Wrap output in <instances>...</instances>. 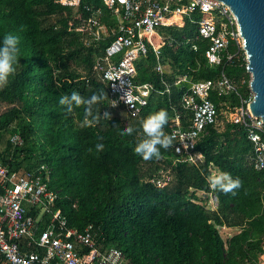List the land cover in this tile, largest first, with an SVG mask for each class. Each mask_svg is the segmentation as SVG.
I'll list each match as a JSON object with an SVG mask.
<instances>
[{"label":"trees","instance_id":"1","mask_svg":"<svg viewBox=\"0 0 264 264\" xmlns=\"http://www.w3.org/2000/svg\"><path fill=\"white\" fill-rule=\"evenodd\" d=\"M81 1L93 9L99 7L102 21L112 22L101 0ZM71 18V7L53 0H0V42L12 33L19 38L20 50L15 76L0 89L1 162L21 171L44 163L50 175L48 185L60 195L55 204L68 224L83 228L92 223L98 241L122 250L130 264H257L264 247V170L253 168L251 143L242 126L229 119L236 96L209 95L216 107V121L195 145L204 159L198 165L175 163L168 184L159 187L154 180L158 163L170 164L172 148L161 149V158L150 161L133 151L143 136L142 119L166 109L167 133L175 111H184L182 86L172 82L187 64L195 65L194 57L203 52L204 43L195 53L176 44L188 33V24L161 27L175 41L162 48L169 91L151 92L136 115L123 106L110 107L106 98L94 110L101 117L108 112L111 118L81 128L83 107L67 114L59 99L73 91L88 98L103 90L108 97L92 64L111 38L84 47L81 33L69 25ZM200 58L194 79L213 78L223 70L246 92L250 75L244 59L211 67ZM154 62L150 49L137 60L136 80L151 81L164 90V84L155 79ZM129 123L137 131L121 135ZM13 135H19L22 142L13 143ZM98 142L104 144L103 151L96 150ZM210 167L241 180L235 195L210 189ZM199 191L205 192L203 197ZM209 191L217 197L215 208L207 206ZM218 226L234 227L238 232L224 240Z\"/></svg>","mask_w":264,"mask_h":264},{"label":"built area","instance_id":"2","mask_svg":"<svg viewBox=\"0 0 264 264\" xmlns=\"http://www.w3.org/2000/svg\"><path fill=\"white\" fill-rule=\"evenodd\" d=\"M53 1L71 7L69 25L81 33L84 47H95L100 40L111 38L102 53L94 57L92 71L107 87L109 106H123L134 115L147 104L151 92L164 93L170 89L171 83L165 79L168 71L162 48L172 46L175 41L160 28L188 24V33L181 35L176 44L186 45L197 53L204 43L203 52L194 57L195 65L187 64L172 82L182 86L180 104L184 111H175L174 124L167 132L176 134L174 156L170 164L160 161L157 165L158 177L154 181L159 187L168 184L175 163L198 165L203 161L204 155L195 145L208 125L216 121V107L209 96L212 93L237 97L228 113L229 119L242 126L251 143L249 159L253 168L264 170V120L249 108L253 97L249 81L244 93L238 80L223 70L213 78H193L202 64L200 55L211 67L239 59L247 63L237 18L223 1L101 0L112 22L102 21L100 8L93 9L81 0ZM150 49L155 56L152 65L155 79L164 84V90L157 89L151 81L136 80L135 62L146 57ZM126 96L133 106L126 102ZM11 140L15 144L22 142L19 135H13ZM216 174V169L210 167V189H213L210 178ZM49 177L44 163L21 171L0 160V264H130L122 250L98 241L92 223L83 228L68 224L61 207L55 204L60 195L49 187ZM209 197L215 208L216 195L209 191ZM257 264H264V247L258 253Z\"/></svg>","mask_w":264,"mask_h":264},{"label":"clouds","instance_id":"3","mask_svg":"<svg viewBox=\"0 0 264 264\" xmlns=\"http://www.w3.org/2000/svg\"><path fill=\"white\" fill-rule=\"evenodd\" d=\"M19 38L12 34L6 33L0 42V89L8 86L10 79L15 76L19 64ZM108 98L102 90L99 93H93L90 97L85 98L80 93L73 91L70 95H63L59 99V104L64 107L67 114H71L74 108L83 107V120L81 128L88 127L99 123L100 119H110V113L105 112L103 117L100 116L99 110H94V106L100 105ZM126 102L133 106V101L126 96ZM115 102L113 103V106ZM168 112L166 109H160L150 113L142 119L140 131L143 136L134 146V153L139 155L144 161L161 158V149L167 150L172 148L176 140V134L166 133L165 125L168 123ZM137 131L135 125L129 123L121 130V135L131 136ZM102 141L103 138L99 137ZM188 147V146H185ZM98 152L104 150V144L98 142L95 144ZM179 151V149H177ZM211 187L224 193L235 195L236 190L241 188L242 182L233 178L230 173L220 172L210 178Z\"/></svg>","mask_w":264,"mask_h":264},{"label":"water","instance_id":"4","mask_svg":"<svg viewBox=\"0 0 264 264\" xmlns=\"http://www.w3.org/2000/svg\"><path fill=\"white\" fill-rule=\"evenodd\" d=\"M237 18L244 49L246 71L253 97L249 102L252 114L264 120V0H221Z\"/></svg>","mask_w":264,"mask_h":264},{"label":"rangeland","instance_id":"5","mask_svg":"<svg viewBox=\"0 0 264 264\" xmlns=\"http://www.w3.org/2000/svg\"><path fill=\"white\" fill-rule=\"evenodd\" d=\"M137 63V61L135 62V64ZM1 149V148H0ZM217 171V170H216ZM217 174H218V172H217ZM202 194V193H201ZM200 194V196L201 197H203L204 195L202 194L201 195ZM209 199H210V197H209ZM211 206L212 204L210 203V201L208 200L207 201V206ZM212 208H214L213 207V205L211 206ZM218 228H219V232H220V234H221V236H222V238L225 240V239H228L232 234H234V233H236V232H238V229L237 228H234V227H228V226H218Z\"/></svg>","mask_w":264,"mask_h":264},{"label":"crops","instance_id":"6","mask_svg":"<svg viewBox=\"0 0 264 264\" xmlns=\"http://www.w3.org/2000/svg\"><path fill=\"white\" fill-rule=\"evenodd\" d=\"M218 172V171H217ZM199 194H201L200 192H199Z\"/></svg>","mask_w":264,"mask_h":264}]
</instances>
